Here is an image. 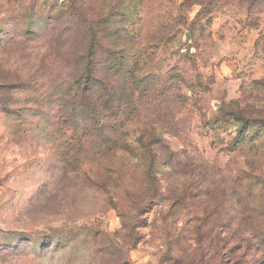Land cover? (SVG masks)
<instances>
[{
    "label": "clouds",
    "instance_id": "obj_1",
    "mask_svg": "<svg viewBox=\"0 0 264 264\" xmlns=\"http://www.w3.org/2000/svg\"><path fill=\"white\" fill-rule=\"evenodd\" d=\"M0 264H264V0H0Z\"/></svg>",
    "mask_w": 264,
    "mask_h": 264
}]
</instances>
